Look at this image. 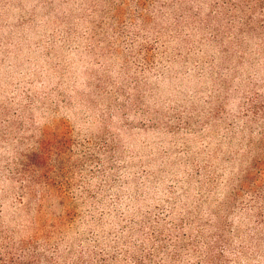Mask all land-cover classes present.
Masks as SVG:
<instances>
[{
    "label": "rangeland",
    "instance_id": "1",
    "mask_svg": "<svg viewBox=\"0 0 264 264\" xmlns=\"http://www.w3.org/2000/svg\"><path fill=\"white\" fill-rule=\"evenodd\" d=\"M0 264H264V0H0Z\"/></svg>",
    "mask_w": 264,
    "mask_h": 264
}]
</instances>
